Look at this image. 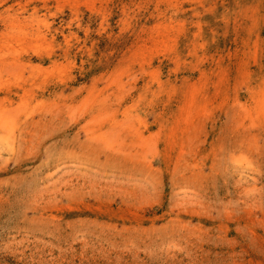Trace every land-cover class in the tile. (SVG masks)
Segmentation results:
<instances>
[{
    "label": "rangeland",
    "instance_id": "374dc122",
    "mask_svg": "<svg viewBox=\"0 0 264 264\" xmlns=\"http://www.w3.org/2000/svg\"><path fill=\"white\" fill-rule=\"evenodd\" d=\"M0 264H264V0H0Z\"/></svg>",
    "mask_w": 264,
    "mask_h": 264
}]
</instances>
